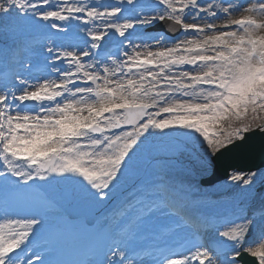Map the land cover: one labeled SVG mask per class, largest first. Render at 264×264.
Returning <instances> with one entry per match:
<instances>
[{"label": "snow or ice", "instance_id": "1", "mask_svg": "<svg viewBox=\"0 0 264 264\" xmlns=\"http://www.w3.org/2000/svg\"><path fill=\"white\" fill-rule=\"evenodd\" d=\"M0 64V264H264V0H0Z\"/></svg>", "mask_w": 264, "mask_h": 264}, {"label": "rangeland", "instance_id": "2", "mask_svg": "<svg viewBox=\"0 0 264 264\" xmlns=\"http://www.w3.org/2000/svg\"><path fill=\"white\" fill-rule=\"evenodd\" d=\"M210 190H214L215 192H225V191H230L231 193H233L231 190H229L227 187L223 186V181L216 184L215 187H211ZM234 194V193H233ZM224 202H227L225 199L223 198H219L218 201L216 202V204H222ZM216 204H212V205H216ZM215 207V206H214Z\"/></svg>", "mask_w": 264, "mask_h": 264}, {"label": "water", "instance_id": "3", "mask_svg": "<svg viewBox=\"0 0 264 264\" xmlns=\"http://www.w3.org/2000/svg\"><path fill=\"white\" fill-rule=\"evenodd\" d=\"M256 163H259V160H257ZM241 166H245V165H241ZM207 179L210 181V184H214L224 179V172L222 169H220L217 171L215 176L208 177Z\"/></svg>", "mask_w": 264, "mask_h": 264}, {"label": "bare ground", "instance_id": "4", "mask_svg": "<svg viewBox=\"0 0 264 264\" xmlns=\"http://www.w3.org/2000/svg\"><path fill=\"white\" fill-rule=\"evenodd\" d=\"M206 189H209V187H206Z\"/></svg>", "mask_w": 264, "mask_h": 264}]
</instances>
